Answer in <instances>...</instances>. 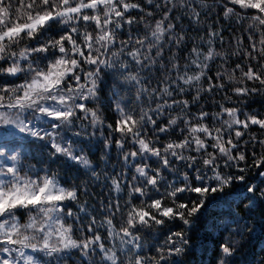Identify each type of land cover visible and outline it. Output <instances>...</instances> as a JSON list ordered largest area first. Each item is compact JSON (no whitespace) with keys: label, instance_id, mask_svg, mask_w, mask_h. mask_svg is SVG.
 <instances>
[{"label":"snow or ice","instance_id":"6c2138e0","mask_svg":"<svg viewBox=\"0 0 264 264\" xmlns=\"http://www.w3.org/2000/svg\"><path fill=\"white\" fill-rule=\"evenodd\" d=\"M0 264H264V0H0Z\"/></svg>","mask_w":264,"mask_h":264},{"label":"trees","instance_id":"16d2710c","mask_svg":"<svg viewBox=\"0 0 264 264\" xmlns=\"http://www.w3.org/2000/svg\"><path fill=\"white\" fill-rule=\"evenodd\" d=\"M228 37H227V34H226V39H227ZM245 44H247V40H245ZM253 108H259V104H254L253 105Z\"/></svg>","mask_w":264,"mask_h":264}]
</instances>
